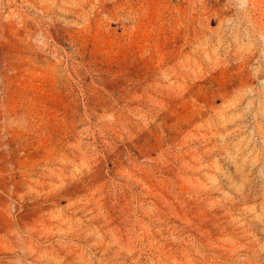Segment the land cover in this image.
I'll use <instances>...</instances> for the list:
<instances>
[{
  "label": "rangeland",
  "instance_id": "obj_1",
  "mask_svg": "<svg viewBox=\"0 0 264 264\" xmlns=\"http://www.w3.org/2000/svg\"><path fill=\"white\" fill-rule=\"evenodd\" d=\"M0 264H264V0H0Z\"/></svg>",
  "mask_w": 264,
  "mask_h": 264
}]
</instances>
